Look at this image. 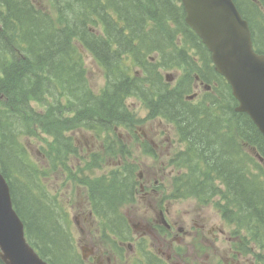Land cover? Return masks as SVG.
<instances>
[{
    "label": "trees",
    "instance_id": "obj_1",
    "mask_svg": "<svg viewBox=\"0 0 264 264\" xmlns=\"http://www.w3.org/2000/svg\"><path fill=\"white\" fill-rule=\"evenodd\" d=\"M9 1L0 0V8L9 5L12 11V13L5 15L0 9V22L2 23V26L0 25V90L4 94V98L0 99V165L5 176L10 181L14 204L25 222L30 239L34 238L33 233H37L44 242L54 247L53 242H61L62 238L64 241L61 244L65 247L60 245L62 253L61 257H58L57 262L66 264L65 258L69 256L68 243L66 242L68 241V236H66L68 220H65V215L57 210L56 205H50L53 202L46 193L47 187L41 185V172L31 159L25 138L37 135L39 130L47 132L45 133L47 136H50L52 132H56L54 127L57 123L54 121H57L59 116L57 114L53 115L49 111L45 113H41L43 111L37 112L35 109L38 108V103L44 104V102L36 96L44 92L42 85H48L43 73H47L51 69L57 71L59 63L67 58H73L74 52L70 43L60 37L52 38L49 35L50 39L44 38L46 35L45 29L37 21L38 19L28 16L30 13L27 14V6L14 4ZM82 1L86 2V5L88 3L90 7L96 10L97 14L102 16L101 20L102 22L103 20L106 21L107 29L111 32L113 39H116V20H119V18L133 29L135 38L145 40L150 38V29L148 28V23L146 25L143 24L140 18L141 13H145L146 17L148 14L150 21L164 19L179 22L176 14L180 13V9L177 7L176 0ZM261 1L264 4V0ZM103 2L113 5L114 8L110 15L105 10L101 12L97 10V5ZM259 17L258 15L254 18L256 23L264 20V16H262V19H259ZM253 31L257 44L256 48L259 52L264 53V28L258 33L253 26ZM117 40L126 41L121 35H117ZM117 40L116 46L119 47ZM152 44L158 47H167L170 51L171 49H176L174 44L165 45L156 41H152ZM89 49L100 56L107 51L105 45L95 41ZM7 54H11L13 57L11 58L10 56L9 59H5ZM33 102L36 105H33ZM174 102L175 106L172 109H180L178 99H174ZM219 106L221 104L214 102L213 107ZM165 107L171 113L174 112L168 106L166 99ZM106 110L113 113L120 112L118 105L115 103H111L109 108L102 109L104 112ZM87 114V112L83 113L85 116ZM203 115L202 113L186 111L182 113V117L185 118L184 123L189 127V132L186 133L188 147L179 162L190 169L191 178L194 184L197 185L193 190L195 195L205 199L216 193L222 194L223 189L220 190L216 183L217 180H222L228 187L232 203L236 208L245 209L249 217L253 214H258L264 221V183L246 173L242 169V160H237L235 157L243 154L245 141L249 144L257 145L264 155V137L249 116L242 115L237 117L234 108L228 114V117L235 120V125L232 128L228 124L220 127L215 118L202 120L201 117ZM199 122L206 125L204 126ZM222 128L230 132L232 145L236 149L235 152L232 151L230 156L224 150L227 140L219 136ZM70 140V137L63 136L61 141H49L48 146L51 151L55 150V156L62 162L61 165L68 168L71 171H69L71 175L75 176L76 171L65 162L66 154L76 149ZM247 154L249 158H252L251 156L253 155L248 149ZM253 164L261 165L255 160ZM121 183L123 182L121 181ZM91 186L93 188L97 187ZM124 189V187H121V192ZM18 193L24 197V206L31 205L30 217L24 215L18 207ZM125 193L129 194V188L121 196L125 197ZM189 194H192V191H187L186 189L182 191L184 196ZM225 195L228 196L227 193ZM108 197H111V194ZM36 201L43 202L48 207V212L51 209L54 214V217L52 216L53 222L44 218L37 221L35 216H32L34 213L32 202ZM220 207L226 215L228 206ZM236 214L239 215L240 210ZM37 225L45 228L43 230L44 233L39 231ZM56 230L60 233L61 238H59L58 233H55ZM39 249L42 255L47 258H49V255L55 256L52 254L50 247L47 250ZM50 260L55 264L54 260L51 258Z\"/></svg>",
    "mask_w": 264,
    "mask_h": 264
},
{
    "label": "rangeland",
    "instance_id": "obj_2",
    "mask_svg": "<svg viewBox=\"0 0 264 264\" xmlns=\"http://www.w3.org/2000/svg\"><path fill=\"white\" fill-rule=\"evenodd\" d=\"M35 1L41 3L43 0ZM38 3L37 7L40 8V4ZM49 6L50 5L45 6L46 8H48L45 11L50 14L53 19H61L63 21L62 27L64 30H68V27H72V32H78L79 34H81V32H84L86 34H91L95 32L105 44H113L112 34L107 33L103 26L96 22L95 18L85 8V3L82 0H72V2L68 3L61 2V4L56 3L55 6ZM71 15L73 16V19L71 18ZM116 21V27L119 28L120 23L118 22V20ZM143 21H146V18H144ZM122 32L124 35L130 34V31H127L125 29H123ZM140 45V42L137 41L136 47ZM75 47L78 46L75 44ZM83 50L85 51V56H87V50L84 47H81L80 51L84 52ZM80 51L78 49V54H81ZM84 64L88 72L89 80L93 87L97 91L104 88L106 84V79L102 65L92 55L85 59ZM169 72L174 74L179 73V71L177 70H169L164 71V74L166 75ZM47 86V84L42 85L44 91L46 90ZM129 104L136 115L142 118L147 117L148 109L142 101L138 100L137 98H130ZM105 108H107L106 105ZM199 123L203 124L204 126L206 125L202 122ZM140 125L141 126L135 128L134 132L136 133L137 131L139 137V140L137 141H135V137H133L131 134L122 131V137L124 141L128 144L126 145L128 152H126L123 156L119 152H116V149H119V146H115L113 150L108 151L109 143L115 139L111 138L109 141L106 140L112 135L111 133H104L101 135L94 132H85L82 134L77 133L78 143L76 142V144L79 146L80 149H82V155L84 156L83 162L85 158L89 157V159H92L93 155H97L101 159L102 163L107 164L104 171H109L114 168L119 160H121L122 162L126 160L129 163L138 162L140 167L138 171L136 170L134 172L133 181L136 182L137 189L139 190V184L137 183V180L139 178L138 173H147L150 172L151 169L152 172H158V169L162 168L163 163L169 161L167 154L170 153V151L174 152L175 149L179 150L182 147L181 144L177 143L178 138L174 126L168 123L167 121L163 120L162 118L149 120L147 122L143 121L142 123H140ZM144 134H148V138H151L156 143H158L159 148L158 151L155 152L159 155L158 159L154 160L150 157V155H148V148L143 145V141L145 140L143 137ZM46 136L47 135H43L41 137L43 138ZM47 140H51V137H47ZM42 142L43 141L39 137H34V139H28V149L31 155V159L34 165L37 164L40 170L43 172L41 173L40 177L42 183L41 185L47 187L51 199L58 195L59 199H61L62 201L59 200L60 204L57 205V207L59 209H63L68 213V219L71 222V233L68 231L69 242L71 241L68 246L69 256H81V254L83 255V247L92 243L88 239V237L82 233V229H91L92 232H95L97 238L103 240L101 233L103 229L101 223L99 220H96L97 224L90 226L85 224L81 219L80 222H77V220L75 219L76 215L84 209L89 211V209L91 208V206L88 203L86 204V202L83 200V198L87 199L86 187L85 185H81L78 181L75 182L73 179L68 178L66 176L67 172L63 169V167H59V171L54 172V169L48 162V159L45 158V156L43 155L41 149ZM81 162L82 160H73L74 165H77ZM172 169H174L175 171H173L171 174H168V185L165 186L168 196H170L172 193L171 188L172 181L174 180V178L177 176L178 173H183L187 170V168L185 167L176 168L174 165H170L168 167V171L170 172V170ZM98 172L94 175H97ZM101 174L102 173H100L99 175ZM67 180H69V182H67ZM217 183L218 186H222V184H220L218 181ZM108 188L111 191V197L116 198V186L112 184ZM94 193L91 194L93 198ZM96 193L100 197H102L98 193V191H96ZM149 199L150 197L144 199L142 195H138L136 201H134L133 203L131 202L132 204L128 202H122L120 204L119 209L125 214L129 212L130 216L132 217V222H135L138 219V216L142 217L143 219H146L144 217H152L153 215V212L150 210L151 207L149 205ZM218 199L219 198H216V200ZM214 201L204 205L198 202L195 197L179 199V201L176 202L175 208H173V210L174 212H178L180 215H183L182 217H179L178 222L180 220L186 221L190 219H195L197 220V222H199V218H204L207 222L210 221L211 227L218 226L220 228H223L224 230H229L231 226L223 221L220 212L217 210L215 204L213 203ZM32 203L34 209V213L32 216H35V219L37 221L42 220L44 218L48 221L53 222L52 216L54 217V214L53 212H51V209L49 210V213L48 207L41 201H36ZM17 205L20 210L24 213V215H26L27 217L31 216V205L28 204L24 206V197L20 193L17 194ZM50 205L53 206L55 204L51 203ZM126 207H129L131 211L129 210V208ZM105 210V207L98 205V211L100 213H103ZM109 218H112V216H109ZM68 226L69 223H67V227ZM37 227L41 233H44L43 230H45V228H43L41 225H37ZM53 228L55 227L53 226ZM55 233H58L59 238H61L60 233L57 230L55 231ZM221 238L222 239L218 242V244L224 247L225 245H227L226 238H224L223 236H221ZM61 240V242H53L54 247L52 246V248L50 249L52 251V254L56 257H61V247H65L61 244L64 240L62 238ZM38 243L41 244L42 241L39 239ZM152 248L155 252H157L156 246ZM221 250L223 251V248H221Z\"/></svg>",
    "mask_w": 264,
    "mask_h": 264
},
{
    "label": "flooded vegetation",
    "instance_id": "obj_3",
    "mask_svg": "<svg viewBox=\"0 0 264 264\" xmlns=\"http://www.w3.org/2000/svg\"><path fill=\"white\" fill-rule=\"evenodd\" d=\"M163 164L158 172H152V169L147 173L139 172V195L144 199L150 197L152 217L138 216L132 222L129 212L123 216L115 215V229L120 225L116 218L122 217L126 222V228L119 230V235L124 232V240L106 243L91 229H82L92 242L83 247L86 264H264V239H258L260 235L264 236V221L258 214L237 216L230 210L227 214L229 230L211 227L210 221L204 218H199V222L195 219L178 222L183 215L173 210L179 200L168 198L165 186L168 185L169 162ZM133 188L134 184L131 194H134ZM75 219L96 225V216L91 209L80 211ZM221 236L226 238L224 247L218 244ZM154 246L157 252L153 250Z\"/></svg>",
    "mask_w": 264,
    "mask_h": 264
},
{
    "label": "water",
    "instance_id": "obj_4",
    "mask_svg": "<svg viewBox=\"0 0 264 264\" xmlns=\"http://www.w3.org/2000/svg\"><path fill=\"white\" fill-rule=\"evenodd\" d=\"M188 22L213 52L247 112L264 134V54L253 49L248 24L232 0H184ZM0 264H50L30 245L14 208L11 189L0 170Z\"/></svg>",
    "mask_w": 264,
    "mask_h": 264
},
{
    "label": "bare ground",
    "instance_id": "obj_5",
    "mask_svg": "<svg viewBox=\"0 0 264 264\" xmlns=\"http://www.w3.org/2000/svg\"><path fill=\"white\" fill-rule=\"evenodd\" d=\"M85 112H87L88 114H87V116L89 115V112L88 111H84L83 113H85ZM99 121H101V119H99Z\"/></svg>",
    "mask_w": 264,
    "mask_h": 264
}]
</instances>
